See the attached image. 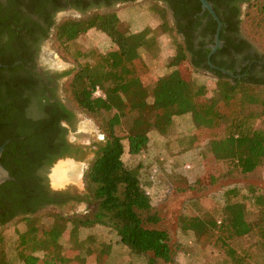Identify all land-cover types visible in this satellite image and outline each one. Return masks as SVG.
<instances>
[{
  "label": "trees",
  "instance_id": "obj_1",
  "mask_svg": "<svg viewBox=\"0 0 264 264\" xmlns=\"http://www.w3.org/2000/svg\"><path fill=\"white\" fill-rule=\"evenodd\" d=\"M6 1L4 5L0 3V15L14 10L24 0ZM44 1L31 0L30 5L39 7ZM249 7L247 18L250 19L252 35L264 37V0H255ZM92 28L106 33L115 48L106 53L93 51L88 54L90 60L78 66L68 87L78 108L94 115L108 114L105 119L108 136L97 144L96 159L87 173L93 186V197L99 201L98 212L93 219H84L47 209L45 214L53 218L47 227L17 232L10 247L15 259L24 264H105V253L112 251V242L98 243L92 235L80 238L82 228L100 224L116 233L119 243L147 256V264L173 263L181 245L171 231L169 221H173L176 234L190 236L202 247L221 248L231 264H264V260L253 262L248 252H240L233 245L237 239L251 236L264 250V219L252 223L245 204L239 201L227 202L220 220L213 215L206 218L185 211L168 216L165 203L154 205L150 201L142 188L138 170L119 161L124 144L123 137L115 130L125 118L133 119L126 138L129 153L137 155L148 146L150 130L154 128L167 133L175 116L189 115L196 127L208 135V130L217 129L226 117L222 105L230 104L235 95H240V110L226 126L225 135L209 143L215 158L229 160L241 174L247 175L264 163V129H254L253 120L261 112L251 110L244 113V104H258L264 109V87L252 85L244 79H231L207 64L205 67L214 72L216 78L213 95L206 86L197 84L194 79L186 80L179 72L159 78L149 89L143 82L148 67L140 53L154 40V36H150L151 29L128 32L115 12H96L81 19L63 20L56 29L55 43L69 51V45ZM167 30L174 31V28L168 26ZM186 44L185 41L177 42V52L169 60V65L181 52L194 69H200V63L188 56L190 48ZM84 56L79 51L73 54L75 59ZM206 58L207 52L204 54ZM3 70L0 68V74ZM259 87L263 88L259 90ZM98 89L100 95L96 94ZM14 94V84L2 85L0 78V146L10 139L1 162L14 177V180L0 185L1 227L11 222L15 216L12 211L16 209L25 213L39 209L38 170L41 167L81 150L72 149L66 143L57 147L56 139L61 132L59 121L68 118L69 111L65 109L60 115L52 113L36 121L28 120L20 112ZM251 197L255 207L264 215V193H253ZM23 218L30 219L31 216ZM66 232L70 246L65 247ZM2 242L3 236L0 235V248ZM89 257H94L93 263L88 262ZM0 264L13 262L7 255Z\"/></svg>",
  "mask_w": 264,
  "mask_h": 264
},
{
  "label": "rangeland",
  "instance_id": "obj_2",
  "mask_svg": "<svg viewBox=\"0 0 264 264\" xmlns=\"http://www.w3.org/2000/svg\"><path fill=\"white\" fill-rule=\"evenodd\" d=\"M249 8L244 18L243 31L249 40L264 51V37L252 35L250 19L247 18ZM116 13L121 20L122 27L128 32L137 33L145 28L151 29L150 36H154V40L140 53L148 67V71L143 76V82L149 89L153 88L159 78H166L179 72L186 80L194 79L197 84L206 86L211 95L214 94L216 89L214 74L194 69L188 57H184L181 52L178 53L175 62L169 65V60L177 52V42H181V39L174 34V31L167 30L171 22L167 11L164 12L159 4L140 1L117 8ZM114 48L115 45L106 33L92 28L73 41L69 45V51L55 43L54 52L47 56L49 63L71 68V74L61 92L68 105L78 112L75 129L69 132L70 138L82 144L96 145V148L97 144L104 142L108 136L105 122L108 114L94 115L78 108L68 84L78 66L90 60L88 54L93 51L106 53ZM76 51L86 56L75 59L73 54ZM259 88L261 90L263 87ZM177 93L179 98L180 91L178 90ZM240 106V95H235L230 104L222 105L226 117L217 129L208 130V135L196 127L189 115L175 116L174 123L167 133L154 128L150 130L148 146L137 155L129 153L126 138L133 119L125 118L122 125L115 129L116 133L123 137L124 144V152L119 161L129 168L138 170L142 188L150 201L154 205L165 203L164 209L168 216L185 211L188 214L202 215L206 218L213 215L220 220L223 216L224 205L227 202L239 201L245 204L248 218L252 223L262 220L264 215L253 204L251 195L264 193V163L255 172L247 175L241 174L234 163L215 158L209 143L210 140L225 135L226 126L239 112ZM251 110L261 112L253 120L254 129H264V114L262 115L264 109L258 104H244V113ZM59 163L61 160H56L52 164L48 172L49 176L54 173L53 170ZM89 163L84 160L78 161L77 164L81 166L80 180L69 181L59 186V188L71 187L81 197L75 206L61 211L57 210L67 217L93 219L98 212L99 201L93 197V186L87 177ZM46 210L38 212L30 219L16 218L0 228V235L3 236L0 260H4L8 255L13 264H24L15 259L10 249L11 243L17 237V232L47 227L53 218L45 214ZM169 222L172 223L169 225L174 238H178L181 245L177 249L174 262H162V264H231L221 248L210 245L202 247L192 241L190 236L176 234L174 222ZM68 232L63 240L65 247L70 246ZM90 235L94 236L98 243L112 242V251L109 254L105 253V264H147L148 262L147 256L138 254L124 243H119L117 234L110 232L103 225L96 224L91 228L80 230V238ZM233 245L240 252H248L253 262L264 260V250L254 237L237 239ZM88 262L93 263L94 257H89Z\"/></svg>",
  "mask_w": 264,
  "mask_h": 264
},
{
  "label": "flooded vegetation",
  "instance_id": "obj_3",
  "mask_svg": "<svg viewBox=\"0 0 264 264\" xmlns=\"http://www.w3.org/2000/svg\"><path fill=\"white\" fill-rule=\"evenodd\" d=\"M140 1L157 3L167 11L174 34L189 45L188 56L200 63V70L215 74L205 67L208 64L231 79H244L252 85L264 87V51L243 31L247 9L255 0H208L222 23L220 45L216 40L218 21L207 8H203L200 0H45L39 7L31 6V0H24L14 10L0 15V68H4L0 74L2 85L8 82L14 84L20 112L28 120L36 121L52 113L60 115L65 109L70 112V116H67L69 119L60 118L61 132L56 139L57 147L66 143L72 149L81 148L79 153L69 157L90 162L87 173L96 159L94 151L97 148L96 145L79 143L69 136V132L75 129L78 112L68 105L61 92L71 68L51 64L47 56L54 52V36L63 20L81 19L96 12L116 13L117 8ZM6 2L0 0L3 5ZM214 47L217 48L214 50ZM3 61L11 63L2 64ZM51 166L46 163L38 170L39 209L26 213L16 209L12 211L15 216L11 221L33 216L46 209L61 211L80 201L78 192L71 187L54 188L51 185L48 174Z\"/></svg>",
  "mask_w": 264,
  "mask_h": 264
},
{
  "label": "water",
  "instance_id": "obj_4",
  "mask_svg": "<svg viewBox=\"0 0 264 264\" xmlns=\"http://www.w3.org/2000/svg\"><path fill=\"white\" fill-rule=\"evenodd\" d=\"M202 2V6L203 8H207L210 13L213 15V17L218 21V32H217V44L220 45V40H219V32H220V29H221V26H222V23L218 17V15L216 14L215 10L213 9L211 3L208 1V0H200ZM217 47H214V50L216 49ZM212 67H214L213 64H211ZM222 71L230 74V75H233L231 72H229L228 70H224L222 69ZM10 142V139L6 140L1 146H0V185L2 183H4L5 181L7 180H14V177L10 174V171L2 164L1 162V156L3 154V151L5 149V146L6 144H8ZM61 160V161H64V160H71V161H74L75 163L78 162L77 159L73 158V157H63V158H60L58 159V161ZM50 179H51V184L54 188H59V186H55L53 184V181H52V176H50Z\"/></svg>",
  "mask_w": 264,
  "mask_h": 264
},
{
  "label": "bare ground",
  "instance_id": "obj_5",
  "mask_svg": "<svg viewBox=\"0 0 264 264\" xmlns=\"http://www.w3.org/2000/svg\"><path fill=\"white\" fill-rule=\"evenodd\" d=\"M53 171L51 176L55 186L65 185L70 180L79 181L81 177V166L71 160L61 161Z\"/></svg>",
  "mask_w": 264,
  "mask_h": 264
},
{
  "label": "built area",
  "instance_id": "obj_6",
  "mask_svg": "<svg viewBox=\"0 0 264 264\" xmlns=\"http://www.w3.org/2000/svg\"><path fill=\"white\" fill-rule=\"evenodd\" d=\"M96 94L100 95V94H101V91L98 89V90L96 91Z\"/></svg>",
  "mask_w": 264,
  "mask_h": 264
}]
</instances>
